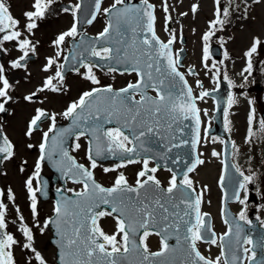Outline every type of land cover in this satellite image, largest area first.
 I'll use <instances>...</instances> for the list:
<instances>
[{
    "label": "snow or ice",
    "instance_id": "obj_1",
    "mask_svg": "<svg viewBox=\"0 0 264 264\" xmlns=\"http://www.w3.org/2000/svg\"><path fill=\"white\" fill-rule=\"evenodd\" d=\"M216 2V19L210 22V28L215 29L216 25L223 27L229 22L231 16V6L234 0H228V7L222 6L221 0ZM244 4L243 18H248V9L250 4L248 0H241ZM253 3H259L260 0H252ZM53 0H34L32 4L33 10L23 13L26 23L23 25V31L20 30V21L13 17L10 12L9 5L6 0H0V55L8 53V49L4 48L5 42H16L17 50L21 53L16 59L8 62L11 69L26 68V61L30 54H35L37 51L36 44L29 39L34 30L38 27L37 21L45 18L46 12ZM141 6L129 7L126 6V0H114L110 8H104L103 12L114 16L116 23L125 21L129 24H134L133 33L137 31L146 33L139 40L134 39L130 46L121 50L112 47L91 46L90 55L98 57L102 60L115 59L118 63L127 62L130 64V70L136 73L137 80L135 83H129L126 87L114 90L111 85L105 87H94L90 91L83 92L79 99L70 103L67 108L61 113L65 119H71L73 126L81 129L75 133L76 140L87 135L91 136L88 147V159L90 168L76 162L68 150L63 147V136L70 132V129L56 131L57 114H49L43 108H36L35 115L28 122L26 135L31 136L34 131L38 130L39 123L43 119L50 120L47 131L43 132L42 141L39 144L40 155L36 161L35 172L25 181V186L31 201L30 207L36 227L43 233L50 225H55L56 231L60 236V264H124L129 253H136L140 259L137 264H170L169 261H157L155 258L165 256L170 249L167 240L168 234L174 233L177 244L181 241L187 246L188 258L185 264H221V257H225L226 238L233 233V226L229 224L228 231L220 237H217L214 232H211L209 222L206 220V213H201L200 205L202 202V193H197L193 187V181L189 178L188 173L195 170L197 165L203 164L204 161L196 156L194 162L187 168L183 179L177 181V176L172 175L169 186L164 190V195L168 200H172L176 191H181L182 196L177 202L168 205V201H164L163 197L149 199L147 196L141 198V190H147L149 185L155 186L156 190L160 189V181L155 175H148L149 172L156 173L157 168H149L148 160L143 161V169L137 174L136 185L128 184L123 173H120L112 187H103L97 183L93 177L91 169H95L97 165L96 157L104 156L105 153L115 155L120 153H133L134 148L126 147V144L132 143L129 136L126 135L120 127L104 128L101 120L105 123L111 118L123 119L125 126L135 125L139 130L138 135H134L133 139L139 141L148 133H158L161 126L162 115L171 114L173 120L176 119H191L193 121V136L191 139L192 149L197 148L200 142V109L197 106L198 100H203L209 95V92L203 90L199 95L193 94V89L188 85L183 73L178 70L180 63L179 52L173 54L172 44L176 37L174 33H170L167 42H163L156 35L154 14V5L149 0H140ZM120 6V7H118ZM81 4L77 3L72 8V14L76 17V12L80 9ZM239 4L235 5V9L239 10ZM101 0H95V9L87 21L91 24L96 18V13L100 11ZM198 5H192V11H197ZM65 12L68 8L63 9ZM163 10L168 13L169 8L167 0H164ZM222 13V15H221ZM181 15H186L181 13ZM170 16H165V29L168 30V21ZM114 24L112 19H109L107 25L102 32L95 38L99 40H108L111 37ZM119 31V29H117ZM27 33V34H25ZM214 34L212 30L206 32L203 36V61L204 67L208 68L207 61L210 58L208 41ZM78 35L77 22H74L70 29L60 33L53 44L59 48L65 42L66 37H75ZM83 44V37L81 38ZM261 44L259 38H254L252 46L245 52L247 57V65L241 75L247 80L252 75L253 63L252 56L257 52V46ZM129 47L132 51L129 53ZM88 49H85L87 51ZM61 55L57 51L55 57L47 58L44 65V71H48L55 66L56 71L54 76H48L43 82V86L38 88L36 92H32L23 97L27 102H32L37 92L49 90L52 92H60L62 90V82L64 80L63 64H57L56 57ZM227 56V53H225ZM68 57H65L67 60ZM75 59V56H73ZM82 63V66L87 69L85 78L93 84H99L96 76L92 72L91 63ZM212 68L215 69L213 77L218 76L220 69L214 63ZM7 69L3 64H0V113L7 111V105L13 100L10 94L13 90V85L9 82L6 76ZM78 71V69H77ZM110 71H116L115 68H110ZM247 73V75H244ZM155 74V75H154ZM189 74L195 73L189 69ZM170 78V79H169ZM176 78L182 82V88L178 94H174L172 89L175 88ZM224 79L228 81L229 87H233V82L225 73ZM56 83H53V81ZM168 81V89L165 90V84ZM200 85V82H196ZM219 87V83H217ZM152 88L156 91L155 97L149 96L147 90ZM105 94V95H102ZM139 95V100L135 99ZM95 102V103H94ZM237 103L236 98L230 92L227 98V107L224 109L225 127L229 129L230 121H228V109ZM205 115L207 113L205 112ZM92 121L88 127H82L81 122ZM254 115L248 116V136L246 142H251L254 136L253 130ZM171 128V124L168 125ZM230 130V129H229ZM260 130L264 131V120L260 121ZM50 133H54L50 136ZM207 134V129H205ZM188 143V141H182ZM29 148L33 145L29 144ZM81 145L77 142L74 149H79ZM234 154H238L239 150L235 143H232ZM14 146L9 141L8 137L0 131V163L9 160L14 156ZM59 156V159H54V156ZM213 156L218 153L213 150ZM52 161L65 176H68L74 183L83 185L81 191L76 192V199L62 197L55 204L53 211L56 219H45L43 226L37 220V196L36 193L40 190L38 187H33V180L39 177L41 163L45 160ZM135 160H127V163H136ZM122 164L116 167H122ZM236 172L239 173L241 179L238 182V189L234 193L235 199L244 204L247 200V194L244 198H240V190L247 193L248 184L252 183L255 178V173L245 174L238 165H233ZM115 168H105V172L114 171ZM23 171V168L21 169ZM147 177L140 179V177ZM224 177L221 176V181ZM186 190H191V195ZM206 190V186H205ZM59 191V190H58ZM68 191H72L69 189ZM135 194V195H130ZM3 193L0 192V196ZM8 199L14 201V195L11 189L8 190ZM101 205H109V209L99 210ZM183 205V209H181ZM70 206L74 211H70ZM6 210L7 206L0 201V264H15L12 247L18 243L12 234L6 231ZM18 219L20 221L19 231L23 234L26 242L23 248L30 250L33 254L29 257V264L34 258L37 264H47L42 254L33 247L34 234L24 221V217L19 214V208L16 209ZM223 212V209H222ZM105 216H114L116 220V232L107 234L100 226V219ZM239 221H246L247 216L244 210H241L238 217ZM225 223H228L225 220ZM159 229L155 233L149 229ZM143 230L139 236L137 243L136 235ZM236 244H241L240 224L235 225ZM206 233H211L210 238H206ZM156 234L161 236V249L158 252H150L146 239L149 235ZM119 235V239L117 238ZM220 241L221 255L214 260L209 259L201 254L197 248L198 241H206L212 245H216ZM243 244H252V240L245 238ZM231 250V241H230ZM250 251L249 248H243L246 255ZM256 253L253 251L251 256L246 258L252 262ZM243 264V261L236 255L232 256V264ZM224 264H229L227 258L224 259ZM264 264V262H261Z\"/></svg>",
    "mask_w": 264,
    "mask_h": 264
},
{
    "label": "rangeland",
    "instance_id": "obj_2",
    "mask_svg": "<svg viewBox=\"0 0 264 264\" xmlns=\"http://www.w3.org/2000/svg\"><path fill=\"white\" fill-rule=\"evenodd\" d=\"M78 0H53L46 12L45 18L37 21L38 27L34 30L29 39L36 44L37 51L32 54L34 58L26 62V68L11 69L8 62L16 59L21 55L17 50L16 42H5L3 47L8 49V53L2 55L0 64H3L6 71V76L9 82L13 85L11 95L13 100L6 106L7 111L0 113V130L6 135L9 141L14 146V156L6 161H3L0 166V196L6 206V231L13 235L18 241L12 247L15 264H29V257L33 254L30 250L23 248L26 242L25 237L19 231L20 221L18 219L17 207L19 214L24 217L25 223L32 228L34 234L33 247L38 250L47 264H56L55 248L50 243L51 236L50 228H46L43 233L36 227L31 212V201L25 186V181L33 175L36 168V161L40 155L39 144L42 141L44 131H47L50 120L46 119L41 123L40 128L34 131L31 136L26 135L28 122L35 115L36 108H43L49 114H57V122H65L66 119L61 113L67 106L79 99L80 95L85 91H90L94 87L111 85L114 88H120L130 82L135 81L134 73H118L107 70H99L92 66V72L99 80V84H93L90 80L85 78L87 69L81 67L78 71L68 72L64 75L62 82V90L60 92H52L45 90L37 92L32 102H27L23 99L24 96L36 92L38 88L43 86L46 77L54 76L55 66L44 71V65L47 58L55 57L57 51L61 52L59 57H56L57 64H61L63 58L69 48V40L75 37H66L65 42L57 48L53 44L56 37L71 28L72 24L76 22V17L73 16L72 10L65 12L64 8H59L61 2L71 4L73 7ZM113 0H104L101 6L100 13L96 19L84 27V31L96 35L100 33L106 25L104 8ZM153 2L157 8V34L162 40L170 37V33L175 34L174 48H180V36L186 38L187 54L184 58L185 67H195L196 73L189 75L185 68L181 70L184 72L189 84L192 86L195 95L203 90H209L216 86L217 76L213 77L215 69L212 65L215 63L220 69L221 77L224 79L225 73L233 82V87L240 88L234 90L232 93L237 100V103L228 109V121H230L229 129H227L232 137L233 142L237 146L239 152L234 154L233 161L238 165L245 174L255 173V194L257 202H245L244 204L231 203V209L239 216L241 210L247 211L254 207L256 209V216L260 219V223L264 225V131L260 130V112L264 108V0L259 3L248 1L250 7L248 9V18H243L244 4L241 0H234L231 6V16L229 22L221 27L216 25L215 29L210 28V22L216 19V2L215 0H167L169 11L165 13L163 10L164 0H149ZM9 5L10 12L14 18L20 21V30L23 31V25L26 19L23 15L25 11L33 10L32 4L34 0H6ZM222 6L228 7V0H221ZM198 5L197 11H192V5ZM239 4V10L235 9V5ZM185 13L186 15H181ZM170 16V23L168 30L165 29V16ZM222 15V13H221ZM212 30L214 34L210 37L208 45L216 43L221 48V55L219 59L210 55L208 68L204 67L203 36L206 32ZM27 34V33H25ZM259 38L261 44L257 46V52L252 56V75L247 80L241 75L247 65V57L245 52L252 46L253 39ZM227 53V56L225 55ZM31 55V54H30ZM247 75V73H244ZM225 80V79H224ZM197 81L200 85H197ZM228 84V81L225 80ZM53 83H56L54 80ZM200 108L201 119L203 126L207 120V115L212 114L213 100L210 97H205L198 101ZM205 112L207 115H205ZM252 113L254 115L253 130L254 136L251 142H246L248 136V116ZM225 122V115H224ZM79 143L81 147L74 149V145ZM33 145L29 148L28 145ZM126 144V146H128ZM215 150L218 155L213 156L212 152ZM221 139L215 136H201L198 153L204 158V163L200 164L197 170L188 175L193 181L197 189L202 193L201 209L211 213L213 217V226L215 231H223L225 226L220 219V195L221 190L217 185V179L221 167ZM71 153L78 162L90 168V161L87 154V138L80 137L77 141L74 138ZM122 167H116L122 164ZM97 167L91 169L95 178L105 186H113L116 177L123 173L127 179L128 184H135L137 174L143 168V161L136 163L123 162H97ZM148 167L151 165L148 163ZM23 168V171L21 169ZM105 168H115L114 171L105 172ZM40 173L49 175L50 170L46 163H41ZM163 185H168L171 176L167 171H156L152 173ZM142 177H140L141 179ZM38 178L33 180V187H38ZM67 190L78 191L82 184L67 181ZM206 186V190H205ZM11 189L14 195V201L8 199V190ZM245 191L242 192L241 199L245 196ZM37 196V195H36ZM54 202L52 199L40 202L37 197V220L43 226L45 219H47L53 212ZM100 226L107 234L116 232V220L114 216H105L100 219ZM119 239V235L117 237ZM159 243L153 238L149 237L147 240V247L149 250H156ZM198 248L206 256L215 259L220 256V249L218 244L212 245L210 243H198ZM31 264H37L35 259L31 260ZM221 264H223L221 258Z\"/></svg>",
    "mask_w": 264,
    "mask_h": 264
},
{
    "label": "water",
    "instance_id": "obj_3",
    "mask_svg": "<svg viewBox=\"0 0 264 264\" xmlns=\"http://www.w3.org/2000/svg\"><path fill=\"white\" fill-rule=\"evenodd\" d=\"M79 4H81V7L77 11V15H78L77 31H82L83 25L87 24V21L92 18L91 14L94 11H96L95 0H79ZM60 6L70 8L69 5H65V4H61ZM126 6H129V7L141 6L142 7L140 0H126ZM106 18H107V23L109 19H112V22L114 24V28H113L110 39L97 41L95 38L98 35L91 36L86 33H81L77 40L71 39L70 49L68 50L67 55H66L68 59L65 60L63 63V65L65 66L63 69V74L66 73V71L68 70L77 69L78 67L82 65L81 62L83 63L92 62L98 67L115 68L118 71H130V70H126L130 68V64L127 62L118 63L115 59L106 61L98 57H92L89 54L91 50V46H95L97 48L108 46V47H112L113 49L119 48L123 50L126 47V45L130 46L134 39L139 40L140 38H142L143 35H146V33H141L139 31H137L136 33H133L132 28L135 27L134 24L126 23L123 20L120 21L119 24H117L115 17L114 16L110 17L109 14H106ZM117 29H119V31H117ZM82 37H83V44H81ZM85 49H88V50L85 51ZM131 51L132 49L131 47H129V53H131ZM210 53L216 58H219L220 52H219L218 46L214 44L211 45ZM179 54H180V63L178 65L181 66L183 65L182 59L185 55L184 47L179 50ZM73 56H75V59H73ZM30 58L31 57L29 56L28 59ZM189 69H191L194 72V68H189ZM189 69H188V72H189ZM218 83H219V87L211 91H208L209 95H211L214 98L215 104H214V112L212 116L213 125L207 126L205 128L207 129V134L205 135L215 134L223 138L221 176L223 175L224 179L223 181H221V176H220V180H219V184L223 190L221 214H222V219L224 221L225 220L228 221L227 227L229 228V224L233 226L232 235L226 238L224 241L225 257L223 258L224 259L227 258L229 261V264H232L233 255H236L242 261H244L245 254L243 252L242 241L243 239H245L246 235H250L252 242H253L250 245V249L252 251H256L257 254L253 258V261L250 262L248 260L247 264H261V262H264V253H263L264 228L258 225L257 219H253L251 217H250L251 223L249 225H246L244 221H239L238 218L235 216L234 212L230 209L229 204H228L229 201L236 200L234 193L238 189V182L241 179V177L239 176V173H237L235 168L233 167L234 164L231 161L232 140L230 139L229 133L224 130V125L222 122L223 121L222 115H223L225 107H227V98H228V94L231 92V88L227 86L225 82L220 79L219 76H218ZM164 87H165V90L168 89V81H166V84ZM181 88H182V82H180L179 79L176 78L175 88L172 89L173 93L178 94ZM114 90H119V89H114ZM147 94L149 96L155 97V95H152L149 92H147ZM102 95H105V94H102ZM262 118L264 120V110L262 111ZM91 123L92 121H88V122L82 121L81 122L82 127H88ZM101 123L103 124L104 128L120 127L121 130L131 138L132 144L130 148H134V152L133 153L117 152L115 155L105 153L104 156L96 157L97 161H107V160L122 161L124 159L134 160V159L141 158V157L149 158L154 162L155 168L158 169L160 167H163V168L168 169L170 172H172L173 174L177 176V181H179L182 179L184 173L187 172V168L191 166V164L194 162L197 156V148L193 150L191 146V139L193 136V121L191 119L180 118V119L173 120L171 114L162 115L161 126H160L159 132L158 133L156 132L148 133L146 134L145 137H142L139 141L134 140L133 136L138 135L139 130H142V129L137 128L135 125L125 126L123 119L111 118L109 122L105 123L103 120H101ZM169 124H171V128L168 127ZM65 129H70V132L65 133V135L63 136V147L69 152V147L71 145L72 137L75 135L77 131L81 129H77L75 126H73L71 119H68V122L66 124L56 125L57 132L65 130ZM204 133H205V130H204ZM53 134L54 133H51L50 136ZM87 136L90 142L91 136L90 135H87ZM182 141H188V143H182ZM89 142H88V146H89ZM54 159H59V156L58 155L54 156ZM45 161L47 162L49 168L51 169L52 175L50 177H47L44 175L40 176L41 185L39 188L40 190L38 191L40 198L44 199V198L49 197L50 195H54L56 203L62 197H69L75 200L76 199L75 193L67 194L65 191V180L66 178H69V177L65 176L64 172L61 171L52 161L47 160V159ZM49 181H52L53 183L60 182L61 184L60 188L57 190L50 191ZM166 189L167 188H163L160 185V189L156 190L155 186L149 185L146 191L141 190V198H144L145 196H147L149 199H154L156 197H163V200L168 201V205L171 206L172 203H175L178 201V199L180 198V195H182V192L179 190L176 191L173 199L169 201L168 197L164 195V190ZM186 191L189 193V195H191V190H186ZM251 194L252 193H250L248 200L250 199L255 200L253 194L252 195ZM130 195H135V194H130ZM102 209L110 210V206L101 205L99 210H102ZM181 209H183L182 205H181ZM222 209H223V212H222ZM69 210L74 211L75 209L70 206ZM206 214H207L206 220L209 222L210 227H211V216L208 213ZM249 215L251 216V212L249 213ZM51 219L52 220L56 219L55 214H53ZM237 223L240 224V228H241V232H240L241 244L240 245L236 244L235 225ZM50 226L53 231L52 242L57 247V262L58 264H60V260H59L60 236L58 232L56 231L55 225H50ZM228 228H227V231H228ZM151 230L159 231V229H151ZM142 231L143 230H140L139 232H142ZM211 232H214L212 230V227H211ZM168 236L169 238L167 240V243L169 244L170 249H174V251H169L165 254V256L157 257L155 258V260L169 261L170 264H185L188 258L186 244H184L183 241H181V243L183 242V245H181V243L177 244L176 236L174 233L170 232ZM210 236H211V233H206V238H210ZM171 238L173 239L174 243L169 242ZM136 240L138 243L137 235H136ZM230 241H231V250H230ZM176 246L177 248L175 249ZM139 259L140 257L136 253L134 252L129 253L127 260L124 261V264H137ZM237 264H239V262H237Z\"/></svg>",
    "mask_w": 264,
    "mask_h": 264
}]
</instances>
